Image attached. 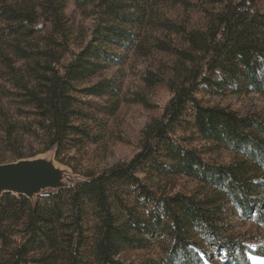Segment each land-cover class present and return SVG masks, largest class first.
<instances>
[{
	"label": "trees",
	"instance_id": "1",
	"mask_svg": "<svg viewBox=\"0 0 264 264\" xmlns=\"http://www.w3.org/2000/svg\"><path fill=\"white\" fill-rule=\"evenodd\" d=\"M76 1L83 8L92 6L93 35L60 68V58L53 51L39 47L33 51L24 40L34 33L28 24L39 14L36 6H0L1 38L10 40L8 50L16 57L13 61L0 49L2 72L15 97L31 108L35 123L45 129L44 151L54 150L58 160L68 135H78V141L93 139L89 127L76 124L85 120V114L78 110L73 91L104 70L108 60L104 45L124 50L136 47L138 32L146 26L162 31L163 37L152 35V45L172 55L175 63L167 75L145 71L143 81L149 86L165 83L171 96L160 116L143 128L141 147L129 161L43 195L45 204L32 203L24 195L2 194L0 264H134L117 255L125 247H143L149 236L159 232L168 240L164 260L146 264H207L206 252L201 251L202 258L191 248L195 230L232 258L235 252L238 264H250L247 253L252 251L226 233L222 223L225 204H230L243 216L253 212L264 228V117L208 104L195 92L200 86L219 90L231 84L236 90L264 95V13L257 8L259 0H156L185 8L196 1L204 15L199 28H187L167 17L154 18L146 9L148 0ZM44 2L40 8L46 6L53 27L60 32L57 20L63 16L62 7L55 0ZM209 2L221 5L211 10ZM110 85L101 79L78 90L101 96ZM190 120L196 133L230 151L234 160L210 163L195 148L183 145L176 132L186 129ZM12 124L1 123L3 139L18 144L21 136L17 137ZM140 172L145 180L182 175L197 181L199 189L193 194L163 193L144 182ZM127 190L135 194L134 202L141 209L125 202ZM13 220L23 225L17 233L7 225ZM253 253L264 256V248Z\"/></svg>",
	"mask_w": 264,
	"mask_h": 264
},
{
	"label": "rangeland",
	"instance_id": "2",
	"mask_svg": "<svg viewBox=\"0 0 264 264\" xmlns=\"http://www.w3.org/2000/svg\"><path fill=\"white\" fill-rule=\"evenodd\" d=\"M55 1L63 9V16L57 20L60 23V32L53 27L52 16L46 6L43 9L40 8L45 5L44 0H0V6L10 5L23 9L36 6L39 14L33 23L28 24L34 29V33L25 37L24 40L33 51L38 49L37 47L53 51L60 58L57 64L60 68L91 39L96 14L92 6L83 8L77 5L76 0ZM206 5L209 9L216 10L221 4L209 2ZM257 8L264 13V0H259ZM146 9L154 18L167 17L187 28H199L204 23V15L196 1H192L190 7L185 8L180 4L148 0ZM161 32L149 26L142 28L140 33L138 32L140 45L129 50L103 46L108 52L104 70L91 79L77 84V90L73 91L78 110L85 114V120H77L76 124L89 127L93 139L78 141V135H68L67 141L60 149L58 160L54 157V150L44 151L43 130L45 129H41L35 123L31 108L15 97V89L4 78L2 72L4 60L0 57V164L37 156L48 157L52 164L64 174L63 183L73 185L87 179L89 175L100 174L115 164L129 161L141 147L143 128L150 120L160 116L165 103L171 96L165 83L149 86L143 81L145 71L167 75L170 65L175 63L172 55L157 51L152 45V35L163 37ZM171 38L176 37L172 35ZM9 41L1 38L0 26V49H5L4 54H9L15 61L16 57L8 50ZM55 41L58 44H55ZM174 43L180 45L179 39H175ZM101 79L111 82V88L106 94L94 96L78 90ZM195 95L211 105L226 106L240 114L264 117V95L255 92L246 93L242 89L236 90L231 84H224L219 90L200 86ZM7 122L13 123L12 129L15 130L17 137L21 136L18 144L4 142L1 123L5 127ZM192 125L193 121L190 120V125L186 129H177L176 137L182 139L183 145L195 148L210 163L228 164L234 160V155L230 151L203 139ZM139 177L152 188L163 193L193 194L199 189L197 181L182 175L162 180L157 178L145 180V174L140 172ZM116 187L121 191V185ZM125 196V202L128 205H133L132 207L136 210L141 209L140 205L134 202L135 194L127 190ZM39 197L33 198L32 203L39 201L45 204V197ZM225 208V220L222 223L224 231L240 239L249 247L252 251L247 253L250 264H264V256L253 253L264 248V228L254 220L253 212L243 216L230 204H225ZM7 225L10 231L15 233L23 228L22 223L16 220ZM194 235L195 240L191 248L198 251L202 258L201 251L206 252L209 259L203 258L205 263L210 264L221 260L225 264H238L235 259L239 258L235 252L232 258L223 249L210 245L201 230H195ZM167 244V238L163 232H159L155 236H149L148 242L143 247H125L117 256L126 263L134 264H146L152 260L163 261ZM162 264L165 263L162 262Z\"/></svg>",
	"mask_w": 264,
	"mask_h": 264
},
{
	"label": "water",
	"instance_id": "3",
	"mask_svg": "<svg viewBox=\"0 0 264 264\" xmlns=\"http://www.w3.org/2000/svg\"><path fill=\"white\" fill-rule=\"evenodd\" d=\"M64 174L48 157H32L0 164V196L4 193L35 197L68 186Z\"/></svg>",
	"mask_w": 264,
	"mask_h": 264
}]
</instances>
